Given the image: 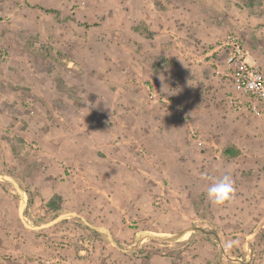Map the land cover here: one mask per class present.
Here are the masks:
<instances>
[{"label": "rangeland", "instance_id": "obj_1", "mask_svg": "<svg viewBox=\"0 0 264 264\" xmlns=\"http://www.w3.org/2000/svg\"><path fill=\"white\" fill-rule=\"evenodd\" d=\"M52 2L47 0L45 5ZM56 2L59 10H66L57 12L55 19L47 18L53 15L44 10L49 8L34 9L38 19L59 24L53 31L55 38L47 35L56 40L53 44L39 41L29 29L19 33L24 42L0 40V173L12 176L24 197L11 182L0 180V264H264V121L239 112L229 102L234 92L225 75L226 53L224 63L215 56L221 50L218 41L231 33L239 37L247 54L253 53L252 48L261 54L263 62L250 63L264 68V0ZM161 15L170 20L172 31L167 37L176 55L186 58L187 51L186 55L202 59L190 60L200 74L186 86L189 89L182 90L194 91L191 94L206 103L209 117L223 120L212 127L226 128V135L217 137L221 143L214 144V140L202 141L203 132L197 129L199 134L188 122L182 125L192 136L198 135L184 141L189 148L211 151L210 156L192 158L198 161L197 173L183 166V175L176 181L178 187L187 188L181 200L173 187V157L161 153L176 148V134L183 139L185 133L171 125V134H164L169 128L164 123L145 125L142 105L147 99L157 101L165 106L164 116L181 117L176 107L184 101L172 103V96L163 97L148 87L140 71L150 64L156 68L158 57L134 60L128 53L142 56L150 50L144 47L156 33L152 25L161 28ZM13 16L3 18L12 17L11 22ZM66 16L78 17L85 25L79 45L71 43L75 27L62 28L66 23L61 18ZM132 31L139 33L135 40ZM66 38L68 43H61ZM76 73L83 77L78 79ZM105 75L111 77H107L110 84H105ZM108 85L111 91L101 90ZM101 100L113 103L118 112L114 123L104 121L108 137L103 134L96 141L92 134L99 126L92 119L105 116L103 107H98ZM110 153L117 157L113 160ZM110 166L113 173H121L116 189L108 182L109 189H104L94 174L95 169L105 171ZM225 172L233 174L235 196L217 206L209 202L206 191ZM50 199L54 206L48 204ZM116 199H144V203L128 201L134 207L141 205L133 214L118 209ZM67 212L105 227L119 244L77 216L37 230L23 223L40 225ZM184 230L171 241L142 236L149 232L171 237Z\"/></svg>", "mask_w": 264, "mask_h": 264}, {"label": "crops", "instance_id": "obj_2", "mask_svg": "<svg viewBox=\"0 0 264 264\" xmlns=\"http://www.w3.org/2000/svg\"><path fill=\"white\" fill-rule=\"evenodd\" d=\"M67 1V0H66ZM47 2V0H0V16H3L5 14L9 15L12 14L14 15L13 17L15 19V21H11V18L9 20H5V18L0 19V40L2 41V38L7 37L8 40H10L11 42H16L19 43L20 42H24L25 40L19 35V33H22L23 30L25 29H29V30H34L35 31V36L37 39H39V41L41 42H49L51 44H53L52 42L55 40L50 39L47 37V35L51 36L52 38L54 37V33L53 31L58 28L59 24H55L52 21H47V19H42V17L40 16L39 19L37 17L36 11H42L45 8H49V9H44L45 11H47V13L51 14L53 13L52 16H47V18H51V19H55L56 13L59 11H65L66 9H62L59 10V8L56 6L58 3L56 2V0H53V2L51 3V6H46L45 3ZM78 2V0H77ZM79 5L77 4L76 10L79 11ZM148 6V5H147ZM68 8V6H66ZM138 8V7H137ZM35 9V10H34ZM129 9V8H128ZM127 9V11H128ZM76 11V13H77ZM133 10L128 11V13H132ZM65 19V20H64ZM64 24V27L69 28V26H74L75 27V32L76 35L75 36H71V40H75V41H71V43H76L79 45L80 42V37L79 35H81V38L84 39V31H85V25L83 22L79 21L78 17H76L75 20L73 19H69L68 16H66V18H61ZM169 20V19H168ZM163 15H161V28L157 29L155 27V23L152 25V29L151 31L155 30V34L151 39H149V43L145 44L146 47H144L145 49H150L146 52L143 53L142 56L140 55H134L132 52H128L131 53L129 54V56L133 57L134 60L141 58V59H148V60H156V57H158L161 62L158 63L160 60H157V65L156 68H153V66L150 65H145L144 69L141 68V74L145 75L147 78V84L149 85L148 87L151 88H156L158 91H160L162 93V96L164 97V95H169L172 96V103H179L177 100L181 99L184 101L181 104H178L179 106L176 107L177 111L181 113V117H174L172 114H170V117H166L163 114L165 111L164 108L165 106L162 105L161 103L157 102V101H150V100H146V102L142 105L143 109L145 110V119H144V124L145 125H153V124H167L169 125L167 129H165V131L167 130L168 132L164 133V134H171L170 132L172 130H174L172 127H170L171 125L175 126L176 128H179V130L181 129L185 134L183 136L176 137L174 138V140H177L179 145L176 148L173 149H165L162 151V155L163 156H172L173 157V172L176 173L175 179H174V184L173 187L176 189V195H178V200L180 199H185L186 198V187L183 186L182 187H178L176 185V181H178L181 178V175H183V170L185 166H189L190 171H194L197 173L198 168V161H193L192 158L193 157H199V158H204L207 156H210V151L209 149L211 148H206L205 149H198V148H189L190 146L187 145L184 141H186L187 139L190 138H196L198 137L197 134H194L193 132V136L191 134H189L187 131H185V128L183 129V124H185L184 122H188L191 126H194L196 129V132H198L199 134L202 131V136L204 134V137L202 138V141H215L214 144H219L221 143V141L219 140V138H217L218 136L222 137L224 135H226V128H224L223 126H211L212 123L214 124H219L221 125L223 123V120L218 117H209L210 115L208 114V111L206 109V106L203 100L199 99V98H195L193 96V94H191L192 92L185 93L184 90L186 86H191L195 81V79L197 80L199 77L198 73L200 74V69L195 66V64H191L190 62V58H191V54L186 55L187 51L183 53V55L187 56L185 57H179L178 55H176L175 51H174V46L171 45V42L169 41L168 36V32L172 31V30H168V28H170L169 25H171V23L168 21ZM57 21V20H56ZM60 21V19H59ZM68 21H70V24L67 23ZM74 24V25H73ZM95 27V26H94ZM72 28V27H71ZM43 29H46L45 31ZM73 29V28H72ZM43 30V31H42ZM47 33V34H46ZM132 36H133V40L136 39L135 36H137L139 33H137V35L134 34V32H131ZM8 35V36H7ZM131 36V37H132ZM151 40V41H150ZM56 41V40H55ZM33 43H35V41H32ZM61 43H68V39L66 38L65 40L61 41ZM83 44V41H82ZM251 51L253 50V53L251 54H247V61L252 62V61H262V56L261 54L255 50V49H250ZM156 52V53H155ZM65 53V52H64ZM189 53H191V51H189ZM225 50L221 49L220 51H216L215 52V56H217V60L220 59L222 63L225 62ZM38 54V52H37ZM66 55H68L67 53H65ZM30 55H35V52L33 51V54L31 53ZM116 56V55H115ZM68 57V60H71V58ZM171 60V61H170ZM182 61H184L185 64L182 63ZM183 66V69L181 68V65ZM264 65V63H263ZM204 65H201V67L203 68ZM185 67V68H184ZM264 70V68H263ZM198 72V73H197ZM77 77L78 79H80L79 77H83L82 75L80 76L78 73ZM111 78L109 75H105V79H107V83L108 81L109 84L111 83V80L109 78ZM204 82H207L206 79H204ZM212 82V81H211ZM152 84V85H151ZM213 84V83H212ZM107 86V85H106ZM189 87H187L186 89H189ZM232 87V84H231ZM100 87H95L94 89H98L99 91H111L112 88H110V85H108V87L103 88V89H99ZM233 88V87H232ZM233 90V89H232ZM183 92V93H182ZM185 95V98H184ZM55 95H53L54 97ZM184 98V99H183ZM55 99H57V97H55ZM62 97H60V100L62 101ZM177 99V100H175ZM171 100V101H172ZM53 101V99H52ZM176 101V102H175ZM212 101H210V106H212ZM204 103V104H203ZM101 107H103L104 111H105V116L104 115H97L95 118L92 119V122H94V125H98L99 126V130H97V132H95V134L93 133V138L97 139L96 141H98V139H100V137L103 135V138L108 137V133L107 132V127L103 126L106 123L110 124L111 122L114 123V118L117 119L116 117V111L118 112L117 108H115V105L113 103L107 102V104H105L104 100H101L99 102ZM106 106V107H105ZM198 113V114H197ZM188 114V115H187ZM200 115V117H199ZM184 118L181 120V118ZM164 119V120H163ZM220 120V121H218ZM104 121L106 122L104 124ZM186 125V124H185ZM172 129V130H171ZM199 131H198V130ZM104 131V132H101ZM82 134H87L85 133V131H82ZM108 132H110V130H108ZM163 132V130H162ZM215 133H217V135H215ZM92 135H90V138H92ZM94 135H96L94 137ZM215 136V138H213ZM201 137V135L199 136ZM166 138V137H165ZM213 141V142H214ZM208 142V144H210ZM170 147V146H169ZM95 150H98L95 148ZM221 151V150H220ZM116 152V151H115ZM114 152V153H115ZM110 153L108 155V157L112 158L113 160L117 157L115 154ZM126 153H124L123 155H125ZM184 156L189 157V159L187 158L186 160L184 159ZM206 166L209 165V163L205 162ZM113 166H110V168L108 170H97L95 169V176H97V178L99 179V183L102 187H104V189L108 188L109 189V184H112L111 186L113 188H117L119 186V180H121L120 176L121 173H113ZM165 167H162V170H164ZM166 169V168H165ZM186 170V169H185ZM126 175H131V173L125 172ZM218 175V174H216ZM220 176V172L219 175ZM112 179V181H110ZM3 180V179H0ZM124 181L126 182L127 179L125 177ZM106 182H108L109 184H106ZM129 187H131L130 183H127ZM179 188H183L185 189L184 191L180 192ZM110 192H112V190H109ZM114 193V192H113ZM8 196H10V193L8 194ZM112 196V193H111ZM11 198V197H9ZM123 200H125L123 202ZM134 201V202H140V200H142V204L144 203V199H116L117 202H114L116 207L118 209H121L122 212H130V213H134L133 210H136L138 212V208L141 209V205H137L136 207H134V202H128V201ZM120 203H124L125 207L121 208L120 207Z\"/></svg>", "mask_w": 264, "mask_h": 264}, {"label": "built area", "instance_id": "obj_3", "mask_svg": "<svg viewBox=\"0 0 264 264\" xmlns=\"http://www.w3.org/2000/svg\"><path fill=\"white\" fill-rule=\"evenodd\" d=\"M226 50V63L233 87L229 102L240 112L247 111L264 121V70L256 63L247 61V52L238 36L228 33L217 44ZM179 53L182 51L179 50ZM191 60L202 61L191 56ZM208 62L213 63L210 58ZM220 73L219 69H216Z\"/></svg>", "mask_w": 264, "mask_h": 264}, {"label": "water", "instance_id": "obj_4", "mask_svg": "<svg viewBox=\"0 0 264 264\" xmlns=\"http://www.w3.org/2000/svg\"><path fill=\"white\" fill-rule=\"evenodd\" d=\"M0 179H3V180H6V181L11 182V183L16 187V189H17L18 191H20V196H21V198H22V199L24 198V197H23V191H22V189L19 187L18 183L16 182V180H15L12 176L7 175V174H2V173H0ZM66 216H77V217H80V218H81V219H82V220H83L88 226H90V227L96 229V230L99 231V232L105 233V234L107 235L108 239H109L114 245L117 246L116 241L111 237V235H110L108 229H106L105 227H97V226H93V225H91L90 223H88L87 221H85L84 218H83L82 216L77 215V214L74 213V212H67V213L59 214V215H57L54 219H52V220H50V221H48V222H46V223H42V224H40V225H30V224L26 223L25 221H24L23 223H24L25 227H27V228H29V229L37 230V229H42V228L49 227V226L55 224L56 222H58L59 220H61L62 218L66 217ZM20 217H21L22 220H23L22 214H21ZM186 231H187V230L181 231V232H179V233H177V234H175L174 236H171V237H161V236L155 235V234H153V233H149V232L144 233L142 236H143V237L149 236V237H152V238H154V239H158V240H160V239H166V240H170V241H171V240H176V239H178V238H179L180 236H182V235L184 234V232H186ZM137 242H138V240H137Z\"/></svg>", "mask_w": 264, "mask_h": 264}, {"label": "clouds", "instance_id": "obj_5", "mask_svg": "<svg viewBox=\"0 0 264 264\" xmlns=\"http://www.w3.org/2000/svg\"><path fill=\"white\" fill-rule=\"evenodd\" d=\"M234 196L235 186L231 172H225L221 177L213 179L206 191L209 202L217 206L230 202Z\"/></svg>", "mask_w": 264, "mask_h": 264}, {"label": "trees", "instance_id": "obj_6", "mask_svg": "<svg viewBox=\"0 0 264 264\" xmlns=\"http://www.w3.org/2000/svg\"><path fill=\"white\" fill-rule=\"evenodd\" d=\"M48 204H49L50 206H54V204H55L54 199H50V200L48 201ZM94 232L98 234V232H96V231H94ZM116 242H117V241H116ZM117 244H119V243L117 242Z\"/></svg>", "mask_w": 264, "mask_h": 264}]
</instances>
